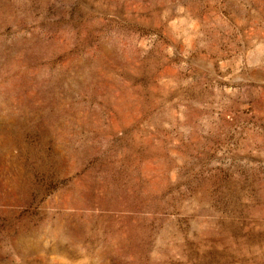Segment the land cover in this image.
Here are the masks:
<instances>
[{
  "label": "rangeland",
  "instance_id": "374dc122",
  "mask_svg": "<svg viewBox=\"0 0 264 264\" xmlns=\"http://www.w3.org/2000/svg\"><path fill=\"white\" fill-rule=\"evenodd\" d=\"M0 264H264V0H0Z\"/></svg>",
  "mask_w": 264,
  "mask_h": 264
}]
</instances>
